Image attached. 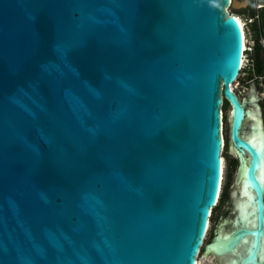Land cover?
<instances>
[{
    "label": "water",
    "instance_id": "water-1",
    "mask_svg": "<svg viewBox=\"0 0 264 264\" xmlns=\"http://www.w3.org/2000/svg\"><path fill=\"white\" fill-rule=\"evenodd\" d=\"M243 3L0 0V264H264L263 113L254 81L231 90ZM223 100L238 168L203 245Z\"/></svg>",
    "mask_w": 264,
    "mask_h": 264
},
{
    "label": "rangeland",
    "instance_id": "rangeland-1",
    "mask_svg": "<svg viewBox=\"0 0 264 264\" xmlns=\"http://www.w3.org/2000/svg\"><path fill=\"white\" fill-rule=\"evenodd\" d=\"M240 2H243V0H237ZM248 5H246L245 3L241 4L237 9H232V7H229L228 12L234 13L235 15L239 16L242 20L243 23H245L244 26V31H245V37L247 39V42L252 45L251 43L255 40L256 37V32L253 30L252 26L249 25L247 23L249 14H248ZM259 19L256 22V24L258 25ZM247 23V24H246ZM262 56L264 57V51L262 50ZM252 56V54H251ZM251 85H250V89H251ZM223 104H224V100H223ZM228 111H230L229 106H227L225 108V110L223 111V115L225 117V122H223V137H227V133H226V129H227V120H228ZM221 158H223V180H222V185H224V183H226V181H229V186L228 189H230V187L233 185L235 176H236V172H237V168H238V162H234L233 165H231V161L235 160V155L232 156L229 152H227V156L224 154V150L223 153L221 155ZM228 177V179H227ZM224 208V203H222L220 206H217L213 209V213L209 219V225H210V229L209 232L206 236V239L204 241L207 242V240H209L214 227H215V222L217 221V217H218V213L220 210H222ZM197 262H199V264H216L215 262V258L212 255H207L206 258L202 257V253L200 255H198L197 257Z\"/></svg>",
    "mask_w": 264,
    "mask_h": 264
},
{
    "label": "built area",
    "instance_id": "built-area-1",
    "mask_svg": "<svg viewBox=\"0 0 264 264\" xmlns=\"http://www.w3.org/2000/svg\"><path fill=\"white\" fill-rule=\"evenodd\" d=\"M253 6H254V11H255L254 16L248 17V20H247V23L251 26L253 25V23L258 21V19L260 18V15H261V10L263 9V5L259 0H254ZM229 14L233 15L230 12H229ZM233 16L235 17V15H233ZM243 24L245 26V23H243ZM244 34H245V31H244ZM243 39H244V36H243ZM245 41L246 42H245V47H243L241 69H240V72L237 75L234 83L231 85V87L233 86V89L231 88V90H232V92H234L237 95V97L239 99H241L247 93L248 86L250 88V85H251L250 82L254 81L255 85L258 87V93H259L260 101L264 103V74L262 76H258V77H255V76L251 77V75L253 74V65L251 63V54L253 52L254 41L251 43L252 45H250L247 42L246 37H245ZM259 44H260L261 50L264 51V39L263 38H260ZM247 84H248V86H247ZM221 108H222V106H221ZM222 115L223 114L221 111V113H220L221 118H222ZM221 127H223L222 122H221ZM221 133H222V129H221ZM222 153H223V150H222ZM209 229H210V225H208L206 235L204 237V241H205L206 236L209 232ZM204 241H203V245L205 244ZM203 245L201 246V249H202Z\"/></svg>",
    "mask_w": 264,
    "mask_h": 264
},
{
    "label": "trees",
    "instance_id": "trees-1",
    "mask_svg": "<svg viewBox=\"0 0 264 264\" xmlns=\"http://www.w3.org/2000/svg\"><path fill=\"white\" fill-rule=\"evenodd\" d=\"M248 1V14L249 17H253L254 16V0H247ZM262 5H263V9L261 10V15L259 18V22L258 25L255 23H253L252 28L253 30L256 32V37L254 40V46H253V52H252V56H251V63L253 65V74L251 75V77H258V76H262L264 74V57L262 56V50L259 44V40L260 38L264 39V0H259ZM231 13V12H230ZM233 15H235L234 13H232ZM229 106L228 103L224 100V104L222 105V114L223 111L225 110V108ZM263 120H264V114H263ZM225 122V117L224 115H222V123ZM227 122V121H226ZM224 124V123H223ZM227 132H228V126H227ZM227 140H228V133H227ZM224 154L227 156V152H228V144L225 140L224 137ZM234 162H237V160H232L231 161V165H233ZM228 179V177H227ZM229 181L227 180L226 183H224V185H222V189H221V193L219 196V200H218V204L217 206H220L222 203L226 202L229 198ZM227 199V200H226ZM213 213V210H212ZM211 213V215H212ZM202 253V250L200 251V254Z\"/></svg>",
    "mask_w": 264,
    "mask_h": 264
},
{
    "label": "bare ground",
    "instance_id": "bare-ground-1",
    "mask_svg": "<svg viewBox=\"0 0 264 264\" xmlns=\"http://www.w3.org/2000/svg\"><path fill=\"white\" fill-rule=\"evenodd\" d=\"M227 12H228V10H226ZM229 13V12H228ZM235 18H236V20L238 21V23H239V25L241 26V29H242V31H243V36H244V39H243V47H245V34H244V24H243V22H242V20H241V18L239 17V16H237V15H235ZM232 89H233V86L231 87ZM224 138V137H223ZM221 160H222V171H223V158H221ZM200 255V254H199ZM198 259V258H197ZM197 259H196V264H199V262H197Z\"/></svg>",
    "mask_w": 264,
    "mask_h": 264
},
{
    "label": "flooded vegetation",
    "instance_id": "flooded-vegetation-1",
    "mask_svg": "<svg viewBox=\"0 0 264 264\" xmlns=\"http://www.w3.org/2000/svg\"><path fill=\"white\" fill-rule=\"evenodd\" d=\"M256 89H257V87H256ZM258 97H259V93H258ZM259 103H260V106H261V109H262V113L264 114V103L260 101V97H259Z\"/></svg>",
    "mask_w": 264,
    "mask_h": 264
},
{
    "label": "clouds",
    "instance_id": "clouds-1",
    "mask_svg": "<svg viewBox=\"0 0 264 264\" xmlns=\"http://www.w3.org/2000/svg\"><path fill=\"white\" fill-rule=\"evenodd\" d=\"M222 105H223V103H222ZM221 122H222V120H221Z\"/></svg>",
    "mask_w": 264,
    "mask_h": 264
}]
</instances>
